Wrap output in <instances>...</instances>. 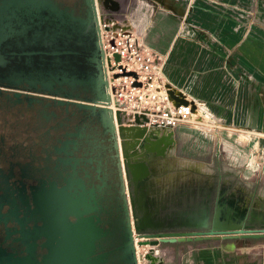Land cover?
I'll return each mask as SVG.
<instances>
[{"label":"flooded vegetation","instance_id":"1","mask_svg":"<svg viewBox=\"0 0 264 264\" xmlns=\"http://www.w3.org/2000/svg\"><path fill=\"white\" fill-rule=\"evenodd\" d=\"M93 1L0 0V110L31 112L40 127L29 145L0 135V264H138L136 244L151 240L138 238L210 230L232 201L247 218L260 211L256 191L243 195L219 168L185 178L163 145L140 184L125 173L101 112L76 105L106 88L96 16L123 13V0Z\"/></svg>","mask_w":264,"mask_h":264},{"label":"rangeland","instance_id":"2","mask_svg":"<svg viewBox=\"0 0 264 264\" xmlns=\"http://www.w3.org/2000/svg\"><path fill=\"white\" fill-rule=\"evenodd\" d=\"M137 1H122L126 19L131 18L128 14L137 7ZM139 1L141 11L142 7L145 9L147 2L150 3L148 0ZM170 1L177 2L180 9L168 4ZM157 3L159 6L155 10L143 9L146 15L142 20L149 21L152 16H159L160 20L165 19L164 17L177 18L175 34L168 43V48L176 50L175 53L179 56L166 58L168 80L176 95L190 102L194 100L199 107H194L196 111L188 124L177 131L171 164L174 167L181 165L184 167V177L195 180L206 179L205 175L216 173L219 168L224 179L238 187L243 195L249 196L256 191V206L264 211V196L260 194L261 189L264 191V155L259 144L256 145L259 143L257 135L253 137L250 134L255 131L245 129L239 122L230 126L227 119L225 121L222 114H216L214 107L206 101L188 96L196 78L200 77L205 81L212 78L218 59L221 58L218 67L224 73L229 75V71L235 70L234 64L230 65L229 70L227 62L238 43L228 46L214 30L213 23L230 22L236 28L244 30L246 27L249 32L252 27L260 29L257 31L259 33L264 32V0H160ZM101 6L100 10L104 8ZM217 50L219 56L215 59L213 55ZM230 75L234 78L232 73ZM183 77L184 81H181ZM228 80L229 76L226 81ZM220 108L223 109V105ZM39 129L31 112L24 111L23 115H14L0 110V135L4 136L6 143L29 145ZM214 153L217 154V163L213 162ZM177 158L179 161L175 160ZM136 254L138 264H264V238L192 240L161 245H144L139 242L136 244Z\"/></svg>","mask_w":264,"mask_h":264},{"label":"built area","instance_id":"3","mask_svg":"<svg viewBox=\"0 0 264 264\" xmlns=\"http://www.w3.org/2000/svg\"><path fill=\"white\" fill-rule=\"evenodd\" d=\"M99 46L115 129L138 126L175 133L193 116L195 101L181 104L171 96L164 74L166 55L149 47L125 13L101 11ZM117 136V132L115 133ZM118 138V136H117Z\"/></svg>","mask_w":264,"mask_h":264},{"label":"crops","instance_id":"4","mask_svg":"<svg viewBox=\"0 0 264 264\" xmlns=\"http://www.w3.org/2000/svg\"><path fill=\"white\" fill-rule=\"evenodd\" d=\"M148 1L150 3H146L145 9L142 7L144 10H155L159 6L157 1L159 2L160 0ZM139 3V0L135 2L138 8L131 9L128 15L131 16V19H135L133 21H137L135 25L140 31L145 44L165 54L166 57L179 56V54L175 53L176 50L173 51L168 48V43L172 41L175 34L177 18L164 17L165 19L160 20L159 16H155V18L152 16L149 21H143L142 18L145 19L146 13L143 12L142 8V11L140 10ZM168 4L174 5L176 9L179 7L177 2L170 1ZM213 26L214 30L217 31L216 33L222 38L221 40L229 44L228 46L232 47L238 43L237 49L235 47L236 50L231 51L232 55L227 62L229 70L230 65L234 64L235 70L229 71L234 78L230 74L224 73L223 70L221 71V68L218 67L220 66V58L216 61L212 71V78L209 77V81H205V79L200 77L196 78L188 96L193 99L206 101L207 104L214 107L216 114H222L225 117V121L227 119L226 122L230 126H234L239 122L241 123L240 126H245V129L255 131L254 133L250 132V134L253 137L257 135L259 143L256 145L259 144L258 147L264 155V32L259 33L257 31L260 29L253 27L249 32L246 27L243 30L242 28H236L230 22L223 21H216ZM218 53V50L214 52L213 56L215 59L219 56ZM164 74L169 82L167 63H165ZM193 74L196 73L194 72ZM221 74H224L223 78ZM228 76L229 80L226 81ZM222 79H225L223 80L224 82ZM181 81H184V77ZM222 105L223 109L220 108ZM176 137L177 132L174 135L175 140ZM216 155L214 153L213 156V162L215 163L218 161ZM262 188L264 187L262 186ZM263 192L261 189V196H264Z\"/></svg>","mask_w":264,"mask_h":264},{"label":"water","instance_id":"5","mask_svg":"<svg viewBox=\"0 0 264 264\" xmlns=\"http://www.w3.org/2000/svg\"><path fill=\"white\" fill-rule=\"evenodd\" d=\"M92 7H94V1L90 0ZM96 29H97V43H98V55L102 58L103 66V53L99 46V27L96 16ZM106 87L107 82L104 81ZM171 96L175 97L171 92ZM176 98V97H175ZM181 104H187L185 99H176ZM109 102V97L106 92V88L103 89L102 94L97 101L93 102H77L76 105L79 109H89L91 111L99 110L102 115V120L116 133L118 139L121 141V154L123 158L122 168H126V174H130L132 180L136 183L141 182V178L148 168L144 159L148 154L156 151L158 147L165 146L170 147L171 151L175 145L174 133L167 130L148 129L138 126H119L115 129L113 123V116L111 110L104 106V103ZM163 155V153L161 152ZM130 157H132L130 159ZM134 157V158H133ZM183 162V160H182ZM125 167V168H124ZM138 184V185H139ZM144 201V200H143ZM240 199H235V202H239ZM234 201L229 203L225 208L224 205L217 206L215 213L212 216V228L207 231L192 230L184 231L180 233H165L157 235H148L144 238L151 239L147 242H140L149 245H161L165 243H175L184 241H202V240H237V239H259L264 238V211L252 210L247 218L246 206L240 208L239 206H233ZM133 208V202H130ZM248 222L246 226L243 225L244 221ZM255 220L258 221L259 227L253 228ZM185 227L197 229V224L192 222L189 218L184 223Z\"/></svg>","mask_w":264,"mask_h":264},{"label":"bare ground","instance_id":"6","mask_svg":"<svg viewBox=\"0 0 264 264\" xmlns=\"http://www.w3.org/2000/svg\"><path fill=\"white\" fill-rule=\"evenodd\" d=\"M107 1H108V0H107ZM110 1H111V0H110ZM111 3H113L112 6L115 7V4H116V3H115L114 1H113V2L111 1ZM172 92L176 95V93H175L174 90H172ZM176 96H178L179 98L183 99L182 97H180V95H176ZM185 100H186V99H185ZM186 101H187V100H186ZM189 102H190V101H189ZM198 109H199V108H198ZM194 111H196V110H195L194 107H193V112H194ZM153 248H154V247H153ZM151 250H152V249H151ZM158 252H159V251H158ZM154 253H155V251H154ZM150 254H151V253H150ZM154 255H155V254H154ZM156 255H158V254H156ZM149 257H150V256H149ZM158 257H159V256H158ZM155 258H156V257L154 256V259H155ZM149 260H150V259H149ZM155 260H156V259H155Z\"/></svg>","mask_w":264,"mask_h":264}]
</instances>
